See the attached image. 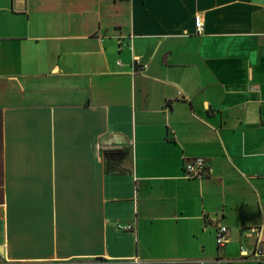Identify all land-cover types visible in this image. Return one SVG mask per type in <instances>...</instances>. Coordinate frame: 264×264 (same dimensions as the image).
I'll use <instances>...</instances> for the list:
<instances>
[{"label":"crops","instance_id":"obj_1","mask_svg":"<svg viewBox=\"0 0 264 264\" xmlns=\"http://www.w3.org/2000/svg\"><path fill=\"white\" fill-rule=\"evenodd\" d=\"M249 228L264 0H0V264H262Z\"/></svg>","mask_w":264,"mask_h":264},{"label":"built area","instance_id":"obj_2","mask_svg":"<svg viewBox=\"0 0 264 264\" xmlns=\"http://www.w3.org/2000/svg\"><path fill=\"white\" fill-rule=\"evenodd\" d=\"M117 2L127 1V0H113ZM202 30V23L198 20L196 24V32L199 33ZM206 174V162L202 158H196L191 161H188L184 165L183 176L185 178H200ZM118 229L121 230H132L133 225H117ZM247 232L254 236V245L250 253L247 255V252L244 248L240 249L241 256L246 258H256L257 261L264 264V254H263V241L260 235L259 228H249ZM229 230L227 227L222 225H217L215 230V243L219 248H223L228 241Z\"/></svg>","mask_w":264,"mask_h":264},{"label":"trees","instance_id":"obj_3","mask_svg":"<svg viewBox=\"0 0 264 264\" xmlns=\"http://www.w3.org/2000/svg\"><path fill=\"white\" fill-rule=\"evenodd\" d=\"M106 154H107L108 156H110V157H111V155H112V157H113V156H115V155H116V156L121 155V151H120V150H117V149H116V150L114 149V150L108 151Z\"/></svg>","mask_w":264,"mask_h":264}]
</instances>
